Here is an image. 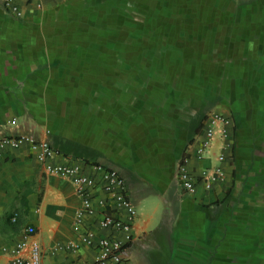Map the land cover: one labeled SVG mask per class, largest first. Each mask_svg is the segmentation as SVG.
Segmentation results:
<instances>
[{"label":"crops","instance_id":"obj_1","mask_svg":"<svg viewBox=\"0 0 264 264\" xmlns=\"http://www.w3.org/2000/svg\"><path fill=\"white\" fill-rule=\"evenodd\" d=\"M16 3L20 18L0 0V139L44 141L97 181L92 165L117 171L138 212L131 264H264V0ZM209 111L233 121L226 178L187 193L183 157L194 177L216 165L217 145L197 159L191 140ZM79 205L27 144L6 148L0 264L29 226L42 264L91 262L65 249Z\"/></svg>","mask_w":264,"mask_h":264},{"label":"built area","instance_id":"obj_2","mask_svg":"<svg viewBox=\"0 0 264 264\" xmlns=\"http://www.w3.org/2000/svg\"><path fill=\"white\" fill-rule=\"evenodd\" d=\"M3 6L13 17L22 16L16 0H3ZM233 128V121L228 116L209 112L203 118L196 139L192 142L196 143L193 154L197 159L205 158L213 145H217L216 165L194 177L187 168L188 159L183 157L176 167V179L185 192L195 193L198 187L209 191L214 184L225 181L226 173L222 164L233 148ZM23 144L29 146L46 175L67 181L79 198L80 205L71 225L78 243L69 242L65 249L71 252H76L81 247L93 249V260L81 264H131L127 250L138 238V212L121 175L102 165H92L93 173L99 177L97 181L95 177L85 174L77 164H52L50 160L58 154L57 151L44 141L22 135L0 139V157L6 148L18 149ZM97 191L103 196L97 197ZM11 221L16 222V218L12 217ZM33 236L34 228L26 227L20 242L11 250H2L11 264H42L43 252Z\"/></svg>","mask_w":264,"mask_h":264},{"label":"rangeland","instance_id":"obj_3","mask_svg":"<svg viewBox=\"0 0 264 264\" xmlns=\"http://www.w3.org/2000/svg\"><path fill=\"white\" fill-rule=\"evenodd\" d=\"M209 112H210V111H209ZM209 112H207V113H203V114L201 115V117H200V119H199L198 127H199L201 121L203 120V118H204ZM198 127H197V128H198ZM195 139H196V133L194 134V136H193V138H192L191 140H195ZM127 253H128V250H127Z\"/></svg>","mask_w":264,"mask_h":264}]
</instances>
